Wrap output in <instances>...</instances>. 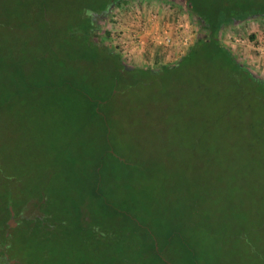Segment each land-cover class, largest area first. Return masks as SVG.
<instances>
[{"label": "rangeland", "instance_id": "374dc122", "mask_svg": "<svg viewBox=\"0 0 264 264\" xmlns=\"http://www.w3.org/2000/svg\"><path fill=\"white\" fill-rule=\"evenodd\" d=\"M106 3L0 0V185L25 195L47 183L48 206L64 207L81 200L68 186L74 176L101 162L103 196L148 227L169 264H264V86L210 52L187 59L189 73L169 83L138 68L116 75L119 52L90 43L87 31ZM254 18L249 26L261 31ZM101 23L93 39L105 45ZM246 23L224 25L220 41L245 34ZM77 233L68 239L75 249L86 231ZM12 237L15 255L20 229ZM53 245L73 262L69 243Z\"/></svg>", "mask_w": 264, "mask_h": 264}, {"label": "trees", "instance_id": "16d2710c", "mask_svg": "<svg viewBox=\"0 0 264 264\" xmlns=\"http://www.w3.org/2000/svg\"><path fill=\"white\" fill-rule=\"evenodd\" d=\"M115 1L117 0H110V3H106L97 11L93 10L92 13L102 14L104 18L103 13ZM183 1L190 13L198 20L200 30H203L202 34L199 30L197 39L188 50L172 63L156 67L145 66V68L123 62L120 55L114 51L113 54L118 62L116 75L121 76L126 70L138 68L157 74L165 78L168 83L181 80L184 70L189 73L187 67L190 64L187 59L192 60L196 56L194 54L204 52L207 56L220 55L222 59L228 60L231 67L234 66L248 79L263 87L264 79L254 76L248 66L240 62L220 41L219 31L224 25L235 21H242L252 16H264V2L259 7L253 8L246 6L243 0ZM93 29L94 25L89 19L88 34ZM89 42L95 46L99 45L92 40ZM105 49L108 50L109 47L105 46ZM100 166L101 162L97 163L92 170H87V176L81 177V174H79L80 178L74 176V181L68 186L81 191V200L74 199L70 204L59 208L48 206L49 185L47 183L38 185L36 192L30 187L24 189L27 190L25 195L24 191L20 192V186H16L18 187L16 189L11 185V181L7 180L5 185H0V264H67L64 256L59 254L53 245L57 241L60 248L63 247V242L67 245L69 243L71 249L69 253H75L71 264H169L162 255L159 242H156L148 227L142 224L140 219L128 215L124 209L116 207L105 199L100 185ZM83 201H85L84 204H81ZM11 208L14 211L15 225L9 223ZM57 209L61 212L58 213ZM89 211V220L84 221L85 213ZM65 212H70L72 215L69 217ZM64 228L67 230L64 235H61ZM18 229H20V253L17 251L13 255V250L10 249L14 240L12 233ZM79 230L86 231L83 236L84 243L75 249L70 246L71 241L68 239L70 235H78L79 233H75ZM169 234L168 237L172 235V233ZM22 236H24V242ZM88 244L90 247L86 249L85 245ZM195 258L192 261L197 263Z\"/></svg>", "mask_w": 264, "mask_h": 264}, {"label": "built area", "instance_id": "2783aa9c", "mask_svg": "<svg viewBox=\"0 0 264 264\" xmlns=\"http://www.w3.org/2000/svg\"><path fill=\"white\" fill-rule=\"evenodd\" d=\"M254 19H245L246 24ZM250 26H243L246 35L228 33L225 45L232 52L239 49L246 61L252 59L264 71V27L259 32ZM103 32L104 42L116 48L123 62L150 67L176 61L198 37L190 15L170 0H117L105 12Z\"/></svg>", "mask_w": 264, "mask_h": 264}, {"label": "flooded vegetation", "instance_id": "af4514ba", "mask_svg": "<svg viewBox=\"0 0 264 264\" xmlns=\"http://www.w3.org/2000/svg\"><path fill=\"white\" fill-rule=\"evenodd\" d=\"M103 15H105V13H103ZM91 17H90V19H91V21H92V23H93V25H94V29L95 28H97V23H99V21H101V18H102V14H95V13H92L91 15H90ZM95 19H97V20H95ZM94 29H93V31L89 34V39L90 40H92V41H94V39H93V32H94ZM101 33H102V30L100 31ZM95 42V41H94ZM96 43V42H95ZM98 46H103V44H102V42H98V43H96ZM131 65H134L133 63L131 64ZM138 66H140V65H138Z\"/></svg>", "mask_w": 264, "mask_h": 264}, {"label": "crops", "instance_id": "0c3cea01", "mask_svg": "<svg viewBox=\"0 0 264 264\" xmlns=\"http://www.w3.org/2000/svg\"><path fill=\"white\" fill-rule=\"evenodd\" d=\"M173 4H175L176 3V1H178V0H170ZM179 3H181V5L179 4V3H177L176 4V6L177 7H179L180 9L182 8V9H184L185 11H186V13L187 14H189V15H191L190 16V18H191V20H192V22L195 20V17L190 13V11H189V9H188V6L185 4V2L183 1V0H179L178 1ZM103 19V20H102ZM101 25H102V33L101 34H104V32H103V22H104V18H101ZM103 42H104V40H103ZM105 44V43H104ZM105 46H107V47H110V45H106L105 44ZM145 66V65H144Z\"/></svg>", "mask_w": 264, "mask_h": 264}, {"label": "water", "instance_id": "95a60500", "mask_svg": "<svg viewBox=\"0 0 264 264\" xmlns=\"http://www.w3.org/2000/svg\"><path fill=\"white\" fill-rule=\"evenodd\" d=\"M9 223L11 225H15V223H16V220L14 219V211H13L12 208H11V211H10Z\"/></svg>", "mask_w": 264, "mask_h": 264}]
</instances>
